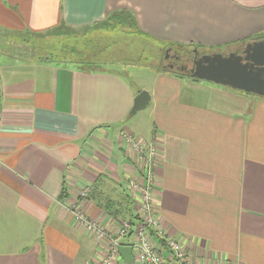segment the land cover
Segmentation results:
<instances>
[{
  "label": "crops",
  "instance_id": "obj_1",
  "mask_svg": "<svg viewBox=\"0 0 264 264\" xmlns=\"http://www.w3.org/2000/svg\"><path fill=\"white\" fill-rule=\"evenodd\" d=\"M117 10L165 43L228 52L264 39V0H0V35L42 36ZM2 43L0 264L105 257L109 240L79 227L70 207L78 203L112 233L114 221L133 213L123 199L131 159L122 129L158 142L156 212L194 263L264 264V97L147 65L133 67L142 83L132 86L116 71L87 72ZM141 90L149 95L146 131L132 123L137 112L130 115ZM85 185L91 190L79 199ZM106 198L122 216L110 214Z\"/></svg>",
  "mask_w": 264,
  "mask_h": 264
},
{
  "label": "built area",
  "instance_id": "obj_2",
  "mask_svg": "<svg viewBox=\"0 0 264 264\" xmlns=\"http://www.w3.org/2000/svg\"><path fill=\"white\" fill-rule=\"evenodd\" d=\"M120 135L122 148L131 159V169L122 178L132 201L134 224L126 219L116 220L112 233L105 223L93 219L78 203L73 204L70 211L77 225L101 240H109L105 257L86 264H125L117 251L119 238H126V245L131 246L133 264H196L184 242L165 232L156 212L154 168L160 155L158 142H145L128 129H122ZM90 190V185L83 186L78 198L86 199Z\"/></svg>",
  "mask_w": 264,
  "mask_h": 264
},
{
  "label": "rangeland",
  "instance_id": "obj_3",
  "mask_svg": "<svg viewBox=\"0 0 264 264\" xmlns=\"http://www.w3.org/2000/svg\"><path fill=\"white\" fill-rule=\"evenodd\" d=\"M0 38L10 40V46L17 43L15 48L11 47L12 50H16L18 48V52L22 53L24 56H33L35 58H53L56 55L57 49H59L62 45H71L74 42L77 44L78 48H80L82 47V43L86 41V52L91 50L90 47L92 45L108 44L109 46L106 49V53L112 50H114V52L115 50L122 51L121 53L123 55H120L119 57H124V59L129 63L116 66L113 65L110 67V70L120 73L132 86L142 83L140 77L137 76L138 72H136L133 68L135 65H151L165 68V64L167 63L165 57L170 60L173 52L176 51L175 47H170L168 45L169 43L156 41L152 38L142 36L128 24L127 26L116 25L114 28L108 26L104 27L103 24L100 23L86 28L81 27L74 29L61 26L58 27V29L56 28L55 32L52 31L48 34L44 33L42 36L34 37L19 34L15 37H11L14 39H9L10 37H6L5 35H0ZM21 38H26V42L24 44L20 42ZM0 45L7 47L6 43H2ZM185 45L187 47V45L190 46L191 44ZM194 49L196 48H192V50ZM200 52H198V55L201 54ZM189 59H191V57ZM188 63L191 65V60ZM146 111L147 110L145 108L139 110L135 114L134 122L132 121V123L136 124V127L142 131H146L148 128L146 126ZM129 126L132 128L131 124ZM104 185L106 191H108V185ZM123 219L125 218H119V222Z\"/></svg>",
  "mask_w": 264,
  "mask_h": 264
},
{
  "label": "water",
  "instance_id": "obj_4",
  "mask_svg": "<svg viewBox=\"0 0 264 264\" xmlns=\"http://www.w3.org/2000/svg\"><path fill=\"white\" fill-rule=\"evenodd\" d=\"M189 69L195 80H204L232 89L264 97V39H253L236 51H211L197 55L196 49ZM149 101L148 92L139 91L134 99L130 115L144 109ZM117 251L125 264H133L130 245L118 244Z\"/></svg>",
  "mask_w": 264,
  "mask_h": 264
},
{
  "label": "trees",
  "instance_id": "obj_5",
  "mask_svg": "<svg viewBox=\"0 0 264 264\" xmlns=\"http://www.w3.org/2000/svg\"><path fill=\"white\" fill-rule=\"evenodd\" d=\"M103 24V26H108L111 28H114L116 25H122V26H127V24L132 28H134V30L138 33H140L142 36L145 37H149L147 34L143 33L142 31H140L134 22V19L132 18V16L129 14L128 11L125 10H117L115 12L110 13V15H108V17H106L104 20L92 24V25H96V24ZM91 25H87V26H83V27H90ZM66 28L69 29H74L75 27H69V26H65ZM82 27V28H83ZM77 28H81V27H77ZM52 31H47L48 34ZM55 32V30H54ZM39 35V33L37 34ZM44 35V34H41ZM150 38V37H149ZM86 41H84L82 43V47L78 48L77 44L74 42L71 45H62L59 49H57L56 51V55L55 57L51 58V57H46V58H40L43 59L45 61H49V62H55V63H66V64H70L80 70L83 71H87V72H95V71H109L111 68V66L113 65H120V64H127L128 62L124 59V57H119L120 55H123L121 52L122 51H118V50H112L108 53H106V49L108 48V44L106 45H102V44H97V45H92L90 47L91 50H89V52H86ZM109 43V42H107ZM170 47H175V50L177 51V53H179V55L181 56V58H183L184 60H188L190 57H192L191 55H194V51L192 50V48H196V50L198 52H200L201 54L204 53H208L211 51H220V52H224V47H219L218 48H206L203 47L201 45L198 44H192L191 45H186L185 44H179V43H169L168 44ZM167 45V46H168ZM189 46V47H188ZM191 54V55H190ZM129 64V63H128ZM151 66V65H148ZM153 68H156L157 70H162V71H166V72H171L174 73L176 75H187L190 77L189 73H182V72H177L173 69L170 68H163V67H159V66H151ZM191 79H193L192 77H190ZM195 80V79H193ZM257 96V95H256ZM123 199L126 200L125 203L128 201L129 204L132 206V201L130 200V197L128 194L123 195ZM105 205H109L110 208H114L115 209V213H110L108 211V209H106L113 217H120L122 216V209L121 206L118 207H113V203L114 200L112 198H106L104 201ZM131 209V208H130ZM127 212V217L125 218L126 220L130 221L132 224H134V214L133 213H128V210H126ZM131 215L130 217L128 216ZM125 215V214H123ZM120 218H124V217H120ZM119 220V219H117Z\"/></svg>",
  "mask_w": 264,
  "mask_h": 264
},
{
  "label": "flooded vegetation",
  "instance_id": "obj_6",
  "mask_svg": "<svg viewBox=\"0 0 264 264\" xmlns=\"http://www.w3.org/2000/svg\"><path fill=\"white\" fill-rule=\"evenodd\" d=\"M244 45H237L236 47L230 49L229 51H236L238 53L241 52L242 48ZM198 55V53H197ZM194 55H192L191 59L184 60L181 58L179 53L177 51L173 52L172 57L170 60H168L167 57H165L167 63L165 64L166 67L176 70L178 72H184V73H189V69L192 66V60H193ZM191 60V65H189V61Z\"/></svg>",
  "mask_w": 264,
  "mask_h": 264
}]
</instances>
